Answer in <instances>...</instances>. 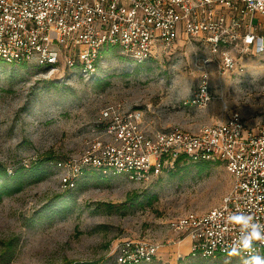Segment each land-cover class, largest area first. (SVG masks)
Returning <instances> with one entry per match:
<instances>
[{
    "label": "rangeland",
    "instance_id": "rangeland-1",
    "mask_svg": "<svg viewBox=\"0 0 264 264\" xmlns=\"http://www.w3.org/2000/svg\"><path fill=\"white\" fill-rule=\"evenodd\" d=\"M205 55L201 46L179 43L137 65L114 49L90 78L0 61V166L8 173L36 165L44 171L41 180H25L0 200V264H118L122 242L165 243L175 237V220L221 204L231 176L218 163L201 171L178 163L146 183L75 171L93 143L106 142L98 119L109 103L141 110L152 129H195L233 111L259 115L264 53L224 75L209 66L211 102L202 109L182 106L199 83ZM189 251L186 240L165 246L152 264H246L251 258L186 257Z\"/></svg>",
    "mask_w": 264,
    "mask_h": 264
},
{
    "label": "built area",
    "instance_id": "built-area-1",
    "mask_svg": "<svg viewBox=\"0 0 264 264\" xmlns=\"http://www.w3.org/2000/svg\"><path fill=\"white\" fill-rule=\"evenodd\" d=\"M179 43L205 49L199 83L182 102L202 109L213 99L206 68L224 75L264 53V0H0V61L7 65L90 78L114 49L140 65ZM98 121L106 142L84 152L77 173L93 169L146 183L184 157L218 163L231 176L218 207L175 220V237L165 243L122 242L118 264L150 262L161 248L184 240L186 255L203 258L264 254V234L244 247L251 228L240 220L264 226V106L259 115L233 111L195 129H152L141 110L118 101L105 105Z\"/></svg>",
    "mask_w": 264,
    "mask_h": 264
},
{
    "label": "trees",
    "instance_id": "trees-1",
    "mask_svg": "<svg viewBox=\"0 0 264 264\" xmlns=\"http://www.w3.org/2000/svg\"><path fill=\"white\" fill-rule=\"evenodd\" d=\"M182 162L197 165L200 171L203 170L208 164V162H189L184 157H179L174 162L173 166ZM84 170H82L81 173H83ZM43 174H44L43 169L41 168L39 169L38 165L30 166L28 168L21 166L18 169L13 170L11 173H8L5 169H2L0 166V200L4 196H7L12 192L19 191L24 185L25 180L31 179L33 181H39L42 179ZM188 256H192V255L190 254L186 255V257ZM155 262L156 261L154 258L150 262L141 263V264H152Z\"/></svg>",
    "mask_w": 264,
    "mask_h": 264
},
{
    "label": "clouds",
    "instance_id": "clouds-1",
    "mask_svg": "<svg viewBox=\"0 0 264 264\" xmlns=\"http://www.w3.org/2000/svg\"><path fill=\"white\" fill-rule=\"evenodd\" d=\"M240 220L243 222L246 229L251 228V231L246 232L242 239L244 247H250L252 239L262 238V234H264V226L251 223L250 218L248 217H241ZM246 264H264V258L259 256L251 257L250 262H246Z\"/></svg>",
    "mask_w": 264,
    "mask_h": 264
}]
</instances>
